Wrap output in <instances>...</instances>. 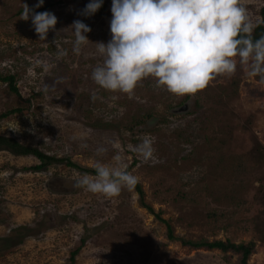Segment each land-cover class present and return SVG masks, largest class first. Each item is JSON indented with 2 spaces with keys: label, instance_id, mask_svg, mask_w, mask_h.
Here are the masks:
<instances>
[{
  "label": "rangeland",
  "instance_id": "374dc122",
  "mask_svg": "<svg viewBox=\"0 0 264 264\" xmlns=\"http://www.w3.org/2000/svg\"><path fill=\"white\" fill-rule=\"evenodd\" d=\"M89 2L0 0V75L16 88L0 81V134L53 159L35 170L34 155L0 147V264H241L240 252L189 245L199 241H252L246 264H264V80L238 63L195 94L151 77L131 95L105 90L91 72L112 0L85 16ZM242 3L255 25L264 0ZM23 4L57 17L45 40ZM76 20L91 28L78 53ZM145 135L148 162L129 147ZM118 151L134 187L111 198L74 187Z\"/></svg>",
  "mask_w": 264,
  "mask_h": 264
},
{
  "label": "clouds",
  "instance_id": "9594fccd",
  "mask_svg": "<svg viewBox=\"0 0 264 264\" xmlns=\"http://www.w3.org/2000/svg\"><path fill=\"white\" fill-rule=\"evenodd\" d=\"M43 4L38 0L34 8ZM102 4L103 0H90L83 14H95ZM23 5L21 19L31 17L35 32L45 40L57 17ZM110 11L111 39L95 43L103 59L91 72L94 83L105 90L131 95L140 81L151 77L170 93L195 94L217 76L234 74L238 63L250 77L264 80V36L253 38L255 25L242 0H112ZM70 28L78 53L89 41L86 33L91 28L80 20ZM129 147L144 162L156 158L151 136ZM106 151L98 147L96 154ZM112 160H97L95 175L82 174L74 187L108 198L119 195L123 187H134L138 177L127 170L119 151Z\"/></svg>",
  "mask_w": 264,
  "mask_h": 264
},
{
  "label": "trees",
  "instance_id": "16d2710c",
  "mask_svg": "<svg viewBox=\"0 0 264 264\" xmlns=\"http://www.w3.org/2000/svg\"><path fill=\"white\" fill-rule=\"evenodd\" d=\"M259 17H260V20L259 22L255 24V28L252 33V36L254 39L264 36V4L261 6L259 10ZM13 79L14 77L10 75H5V76L0 75V81L7 83L11 87V90L15 91L16 88L12 86ZM1 116L2 114L0 115V119H1ZM0 147H5L7 150L15 154L34 155L40 161L38 165H35L33 167L35 168V170L45 168L53 160L49 155H46L45 153L39 151L37 148L21 144L15 141L14 139L6 137L1 134H0ZM93 172L95 174V170H93ZM253 243L254 242L252 241L247 244H243V243L233 244V243H229L228 241H224V242L214 241V242H209V243L206 241H199V242H189V245L192 247L217 248L223 252L228 251V250L240 252L241 264H246V259L248 255L252 252ZM73 256L74 254L72 253V257Z\"/></svg>",
  "mask_w": 264,
  "mask_h": 264
}]
</instances>
